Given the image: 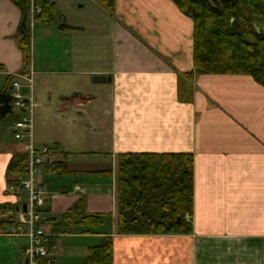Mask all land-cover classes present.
Segmentation results:
<instances>
[{"label":"crops","instance_id":"crops-1","mask_svg":"<svg viewBox=\"0 0 264 264\" xmlns=\"http://www.w3.org/2000/svg\"><path fill=\"white\" fill-rule=\"evenodd\" d=\"M48 1L56 7L51 22L32 20L38 7L30 8L24 67L30 85L19 78L20 92L31 98L32 117L33 107H45L54 119L85 129L75 143L83 148L54 138L36 148L32 125L29 139L13 138L11 126L23 113L12 108L0 121V219L3 206L14 209L25 201L24 192L13 194L6 184L18 176L5 172L12 154L27 144L56 147L54 153H70L69 172L58 176L42 167L38 175L49 222L42 226L51 234L47 264H88L89 248L106 236L111 264H264V87L247 74L190 76L193 21L171 0H114L113 13L89 0L82 17L60 12L62 3L81 0ZM60 19L73 28L59 29ZM18 22L17 8L0 0V90L6 76L21 69L12 39ZM96 75L109 80L94 82ZM34 88L44 103L34 101ZM128 152L192 155L190 233L117 232L118 155ZM78 158L106 168L84 169ZM62 176L69 190L58 186ZM72 203L79 216L100 215L102 224L86 230L74 223ZM62 214H70L63 230L51 231V220ZM10 229H0V264H25L26 240Z\"/></svg>","mask_w":264,"mask_h":264},{"label":"trees","instance_id":"trees-1","mask_svg":"<svg viewBox=\"0 0 264 264\" xmlns=\"http://www.w3.org/2000/svg\"><path fill=\"white\" fill-rule=\"evenodd\" d=\"M19 11V22L12 39L20 52L21 69L29 64L27 18L37 0H9ZM109 13L114 0H95ZM178 10L193 21V71L189 74H247L264 87V0H171ZM33 10L34 21L51 22L55 4L41 0ZM236 22V25H233ZM59 29H71L61 21ZM0 65V69H1ZM5 78L0 90V121L12 110L9 83ZM52 151L56 147L51 148ZM43 162V169L60 176L69 168L70 153L53 152ZM25 152L12 154L5 172L17 176L24 170ZM109 175L110 171H103ZM100 173V172H99ZM98 174V173H97ZM192 175L190 153L128 152L118 155L117 232L120 234H188L192 231ZM16 180L9 178L7 185ZM10 217L0 219V229L11 225ZM70 214L52 221L51 231H61ZM76 224L95 229L102 224L97 214L77 216ZM66 230V229H65ZM88 232V231H87ZM111 238L106 236L98 246L89 248L88 264H111Z\"/></svg>","mask_w":264,"mask_h":264},{"label":"built area","instance_id":"built-area-1","mask_svg":"<svg viewBox=\"0 0 264 264\" xmlns=\"http://www.w3.org/2000/svg\"><path fill=\"white\" fill-rule=\"evenodd\" d=\"M19 78L25 79L30 84V77L23 74L14 76V79L9 83L11 106L22 113L25 111L30 113L32 101L30 97H24L21 94ZM29 130V117H22L13 124V134L16 139H22L24 135L29 136ZM23 131L27 132L23 133ZM25 150L27 151V159L24 163L25 176L22 179L18 178L17 182L8 188L11 193L16 195L20 191L25 193L24 210L21 209V204L16 205L14 209L3 206L1 210L5 216L1 218L10 217V234L25 238L26 243L23 247L25 264H47L50 255L48 241L51 234L42 226L44 222L49 224L43 211L46 192L43 185L38 183L36 173L43 167L44 160L48 159L53 151L46 146L34 150L30 144H27ZM76 189L79 190L78 187ZM188 216L186 214V218Z\"/></svg>","mask_w":264,"mask_h":264},{"label":"rangeland","instance_id":"rangeland-1","mask_svg":"<svg viewBox=\"0 0 264 264\" xmlns=\"http://www.w3.org/2000/svg\"><path fill=\"white\" fill-rule=\"evenodd\" d=\"M88 1L89 0H81L78 3H70V4L62 3L60 5V8H61L60 12L63 13V14H65V13L72 14V12H73L75 14V17H79V16L82 17V16L86 15L88 9H90ZM80 6H82V7H80ZM58 11H59V9H58ZM55 12H56V7H55ZM60 21H62V19H60ZM22 74L26 75L27 77H29L28 76L29 74L25 73L24 71L23 72H18L14 76L22 75ZM27 84L30 85L29 83H27ZM20 90H21V88H20ZM36 91H37L38 96L35 95ZM34 101L35 102H39L41 104L45 102V101H42V92L40 90L38 91L36 88H34ZM32 111H33V117H32V113L31 112L29 113V112L25 111L22 114V117H25V118L29 117L30 118L29 136L26 137V135H24L23 138H28V139L30 138L31 125H32V129L35 131V136H36L35 140H38V142H40L38 144L34 143V147L38 148V147L41 146V144H42V142L44 140L49 139V138H54V139H57V140H59V139L60 140L61 139L62 140H72L73 139L75 141H74V144L71 146V148H73L74 150H80V149L83 148L82 146H78V145L75 144V143L80 144L79 140H81L82 136L83 137L85 136V129H83L80 125H75L71 121L70 122L69 121H65V120L59 121L57 119H54L53 117H51L50 109L45 108V107L41 108L39 106H36V107H33ZM40 118L45 120V126H41L40 125ZM16 121H14V123ZM13 124L11 126L12 129H13ZM25 132H27V131H23V133H25ZM12 136H13V138H15L14 134H12ZM18 140H20V139H18ZM24 152L27 154V151H24ZM76 162H81L80 166L82 168H84V169L85 168H87V169L88 168H92V166H93V168H98V167L106 168V167H104L103 163H93L94 161H89V162H92V163H87L88 160L84 161L83 159H80V158H78ZM38 170L39 171H37L36 175H40L43 172L42 168H40ZM24 176H25V173H24V170H23V172L21 174H19L15 178L22 179V178H24ZM17 179H16V182H17ZM61 181H65V182L58 184V186H62L63 188H66V189L69 188L68 187L69 182L66 181V177L62 176L61 177ZM38 183L41 184V182L39 180H38ZM55 188H57V186ZM69 189H67V190H69ZM20 193H22V191H20ZM61 194L66 195L65 191H62ZM73 204L74 203L71 204V206H72V209H70L71 212H74L73 211ZM74 210H75V212H74L73 215L74 216H79V209L76 208ZM166 234H169V233H166Z\"/></svg>","mask_w":264,"mask_h":264},{"label":"water","instance_id":"water-1","mask_svg":"<svg viewBox=\"0 0 264 264\" xmlns=\"http://www.w3.org/2000/svg\"><path fill=\"white\" fill-rule=\"evenodd\" d=\"M233 25H236V22H233ZM105 80H109L108 77L102 76V75H96L93 76L94 82H103ZM77 205L74 204L73 207L75 208ZM21 209L24 210V204L21 205Z\"/></svg>","mask_w":264,"mask_h":264}]
</instances>
